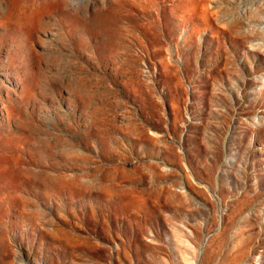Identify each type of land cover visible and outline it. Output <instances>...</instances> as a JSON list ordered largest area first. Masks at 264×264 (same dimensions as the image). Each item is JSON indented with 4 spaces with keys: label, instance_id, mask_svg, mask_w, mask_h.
<instances>
[{
    "label": "rangeland",
    "instance_id": "374dc122",
    "mask_svg": "<svg viewBox=\"0 0 264 264\" xmlns=\"http://www.w3.org/2000/svg\"><path fill=\"white\" fill-rule=\"evenodd\" d=\"M0 264H264V0H0Z\"/></svg>",
    "mask_w": 264,
    "mask_h": 264
}]
</instances>
